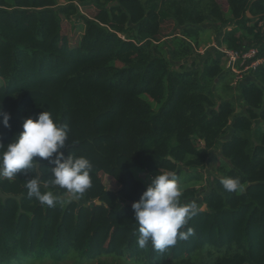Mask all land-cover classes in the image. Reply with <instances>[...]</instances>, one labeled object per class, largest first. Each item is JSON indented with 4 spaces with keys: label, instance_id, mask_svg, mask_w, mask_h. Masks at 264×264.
<instances>
[{
    "label": "trees",
    "instance_id": "1",
    "mask_svg": "<svg viewBox=\"0 0 264 264\" xmlns=\"http://www.w3.org/2000/svg\"><path fill=\"white\" fill-rule=\"evenodd\" d=\"M74 17L83 33L67 45L63 21ZM262 18L264 0H0V106L11 116L10 127L0 118V141L50 111L70 128L65 157L93 164L78 197L50 183L55 165L40 157L34 172L0 177V264H264V67L239 95L223 52L196 50L202 37L264 46ZM213 149L221 155L202 192ZM160 169L187 176L182 204L202 196L182 229L193 234L163 253L138 246L132 208L148 187L137 174ZM35 176L55 206L28 197ZM226 177L240 190L224 191Z\"/></svg>",
    "mask_w": 264,
    "mask_h": 264
},
{
    "label": "clouds",
    "instance_id": "2",
    "mask_svg": "<svg viewBox=\"0 0 264 264\" xmlns=\"http://www.w3.org/2000/svg\"><path fill=\"white\" fill-rule=\"evenodd\" d=\"M232 26L233 24H229L228 29ZM209 44L205 45L206 49L210 48ZM223 59L225 70L233 75L232 85L240 95L239 83L253 75L254 71L236 82V73L228 68L224 52ZM0 118L5 127H10V113L5 112L2 106ZM69 131V125L54 121L50 111H43L36 119L27 118L23 123V130L13 137L11 143L5 145L0 141V177L11 180L18 173L28 175L35 171L34 165L38 163L34 158L40 157L55 165L51 168L52 185L65 190L68 196L78 197L84 194L92 186L90 173L93 164L83 156L69 154L65 157L64 149L68 145ZM216 152L220 154V151ZM218 156L216 155L215 163L218 162ZM220 183L228 193L240 190L238 178L226 177L221 179ZM25 186L28 189V197L35 198L41 205L53 207L58 202V198L52 192L41 191L38 176L28 179ZM180 195L177 176L173 172L160 169L157 175L151 177L147 189L132 205L135 223L139 226L137 243L141 249L150 243L155 251L163 253L174 246L178 238L184 240L193 234L191 228L186 232L182 229L198 214L199 208L195 201L182 204L179 200Z\"/></svg>",
    "mask_w": 264,
    "mask_h": 264
},
{
    "label": "rangeland",
    "instance_id": "3",
    "mask_svg": "<svg viewBox=\"0 0 264 264\" xmlns=\"http://www.w3.org/2000/svg\"><path fill=\"white\" fill-rule=\"evenodd\" d=\"M60 2L64 3L65 0H60ZM78 6L80 7V10L82 11L83 14L94 15L96 13V10L93 6L84 7L82 3L78 4ZM227 7H228V4L226 2H224V8H227ZM249 16H251V15H249ZM259 23L261 26H263L262 29L264 31V18L260 19ZM79 24H80V21L78 19H76L75 17L73 18L72 21L71 20H64L63 21L64 44L72 45V44H74V42L76 43L81 38V36H82L81 34L83 33V30ZM207 26H209V25H207ZM163 30H164V33L174 32L175 29H174L173 23L167 22L163 26ZM210 31L212 34L209 37L217 35V33L212 32V30H210ZM203 36H205V34H203ZM207 38H208V36L205 39H207ZM200 39L203 40L202 44L200 45L201 47L197 48L196 50L199 53H204V50L206 49V46H205L206 43L204 41V37H202ZM217 46L221 47V45L219 43H217ZM211 155H212V157L208 163L209 169H205L203 171L204 173H206L203 183H200L199 186L198 185L195 186V187H200V188L204 187L205 189L202 190V192H207L210 189V186L213 184L212 176L216 174L214 171V168L217 165V163H215L216 155H219V157H220L221 154H218L215 150H212ZM137 175L141 176V178L146 183V185H149L151 183V178L149 179V177L146 173L140 172ZM182 179H187V176L185 174H183V176L181 178H177V182H178V185L180 187L181 193L189 185V182H184ZM105 182H106L107 186L112 188V189H118L120 187V186H118V183L115 180L111 179L110 177H107ZM193 183L194 182H191V184H193ZM198 197L199 198L192 197V198L185 199L183 204H187V203L195 201L198 205V208H200L201 207L200 206V198L202 196L198 195ZM179 199H180V197H179Z\"/></svg>",
    "mask_w": 264,
    "mask_h": 264
},
{
    "label": "built area",
    "instance_id": "4",
    "mask_svg": "<svg viewBox=\"0 0 264 264\" xmlns=\"http://www.w3.org/2000/svg\"><path fill=\"white\" fill-rule=\"evenodd\" d=\"M209 46L217 47L225 53L228 68L236 73V82L259 67H264V47L260 43L252 44L245 49H230L223 44L218 47L216 41L210 43Z\"/></svg>",
    "mask_w": 264,
    "mask_h": 264
},
{
    "label": "water",
    "instance_id": "5",
    "mask_svg": "<svg viewBox=\"0 0 264 264\" xmlns=\"http://www.w3.org/2000/svg\"><path fill=\"white\" fill-rule=\"evenodd\" d=\"M249 15H251L250 13H249ZM173 161H175L173 158H171Z\"/></svg>",
    "mask_w": 264,
    "mask_h": 264
},
{
    "label": "crops",
    "instance_id": "6",
    "mask_svg": "<svg viewBox=\"0 0 264 264\" xmlns=\"http://www.w3.org/2000/svg\"><path fill=\"white\" fill-rule=\"evenodd\" d=\"M118 186H119V184H118Z\"/></svg>",
    "mask_w": 264,
    "mask_h": 264
}]
</instances>
